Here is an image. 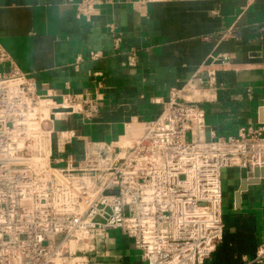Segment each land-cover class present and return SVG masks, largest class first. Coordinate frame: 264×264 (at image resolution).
<instances>
[{
	"label": "built area",
	"instance_id": "obj_1",
	"mask_svg": "<svg viewBox=\"0 0 264 264\" xmlns=\"http://www.w3.org/2000/svg\"><path fill=\"white\" fill-rule=\"evenodd\" d=\"M167 1L188 0L138 3ZM103 3L80 0L77 19H91ZM109 34L118 46L114 25ZM234 35L229 29L215 40ZM6 64L10 69L0 72V264H115L119 239L134 247L137 264L213 259L226 228L224 171L264 168L249 163L251 153L264 150L263 126L228 137L209 132L198 91L216 87V72L200 68L166 99H152L157 114L133 123L117 142L76 149L74 135L57 125L74 116L93 121L100 102L68 94L59 103L39 93L35 78L0 49V66ZM249 264H264V247Z\"/></svg>",
	"mask_w": 264,
	"mask_h": 264
},
{
	"label": "crops",
	"instance_id": "obj_2",
	"mask_svg": "<svg viewBox=\"0 0 264 264\" xmlns=\"http://www.w3.org/2000/svg\"><path fill=\"white\" fill-rule=\"evenodd\" d=\"M79 1L0 0V49L35 78L39 93L59 103L68 94L100 102L93 121L74 116L57 125L74 135L76 149L117 142L157 114L152 99H166L200 68L216 72V87L198 91L209 132L228 137L264 127V0H104L89 20L77 19ZM229 29L233 37L215 40ZM223 54L229 62L218 60ZM241 184L239 170L224 171V241L208 264H249L264 247V179L242 192L238 206Z\"/></svg>",
	"mask_w": 264,
	"mask_h": 264
},
{
	"label": "water",
	"instance_id": "obj_3",
	"mask_svg": "<svg viewBox=\"0 0 264 264\" xmlns=\"http://www.w3.org/2000/svg\"><path fill=\"white\" fill-rule=\"evenodd\" d=\"M263 112H264V108L261 109V113ZM241 178H242V184L239 191L236 194V200L238 206L240 205L241 202L242 192L246 191L249 185L259 184L261 179H264V168L256 169L254 174L248 173L245 169H242Z\"/></svg>",
	"mask_w": 264,
	"mask_h": 264
},
{
	"label": "rangeland",
	"instance_id": "obj_4",
	"mask_svg": "<svg viewBox=\"0 0 264 264\" xmlns=\"http://www.w3.org/2000/svg\"><path fill=\"white\" fill-rule=\"evenodd\" d=\"M116 257V263L115 264H129L130 258L132 259V264L134 263H140V257L139 254L135 251L134 247L129 246L128 243H123V241L120 243V239L117 241V248L115 252ZM121 256V257H120ZM135 256H137V259H135ZM120 258H122L120 260ZM135 260L137 262H135Z\"/></svg>",
	"mask_w": 264,
	"mask_h": 264
},
{
	"label": "bare ground",
	"instance_id": "obj_5",
	"mask_svg": "<svg viewBox=\"0 0 264 264\" xmlns=\"http://www.w3.org/2000/svg\"><path fill=\"white\" fill-rule=\"evenodd\" d=\"M64 111H66V109L63 108V107L62 108H57V111L55 112V114L56 115H60ZM67 111L71 112L70 108H67ZM134 130L135 129H133L131 131H134ZM41 139L43 140V135L41 136ZM123 141H126V139H123ZM43 150H44V148H43ZM44 151H46V150H44ZM249 163H250V165L252 167H254V166L264 167V150H262L260 152H256V153H251L250 156H249Z\"/></svg>",
	"mask_w": 264,
	"mask_h": 264
}]
</instances>
